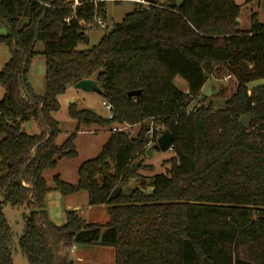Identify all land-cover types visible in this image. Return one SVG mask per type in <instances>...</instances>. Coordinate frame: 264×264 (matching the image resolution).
Wrapping results in <instances>:
<instances>
[{
  "label": "trees",
  "instance_id": "16d2710c",
  "mask_svg": "<svg viewBox=\"0 0 264 264\" xmlns=\"http://www.w3.org/2000/svg\"><path fill=\"white\" fill-rule=\"evenodd\" d=\"M41 1L51 7L0 0V43L10 52L0 71V264H14L6 204L27 210L18 246L29 264H75L68 251L81 245L113 248L114 264H264V83L253 85L264 80V22L252 13L241 31L235 0L170 6L151 0L79 50L95 13L104 18L107 0ZM35 55L44 59L43 95L26 78ZM226 73L235 86L211 95L225 96L224 107L215 109L211 99L186 113L193 99L208 97L202 90L208 75ZM176 77L187 93L174 85ZM81 79L96 81L112 117L69 103L77 125L57 145L59 97ZM244 115L251 117L248 129L239 122ZM150 119L163 127L152 149L168 132L173 155L164 160L166 173L145 179L135 160L146 153ZM29 121L38 133L22 130ZM113 122L141 127L134 137L111 132L100 153L78 167L76 184L52 179L61 195L84 191L88 205H104L107 222H87L70 209L55 224L45 207L51 188L43 171L77 156L81 124ZM131 179L139 185L126 193Z\"/></svg>",
  "mask_w": 264,
  "mask_h": 264
},
{
  "label": "rangeland",
  "instance_id": "374dc122",
  "mask_svg": "<svg viewBox=\"0 0 264 264\" xmlns=\"http://www.w3.org/2000/svg\"><path fill=\"white\" fill-rule=\"evenodd\" d=\"M151 0H145L146 3L143 5L147 6ZM160 3H164L166 0H158ZM239 5L240 12L237 18L239 29L241 31H246L250 27V16L252 13L257 14L258 20L264 22V0H235ZM176 5L181 3V0H174ZM138 6L129 0H107L105 2V16L104 23L105 28H99L93 26V23L87 27L86 36L88 38L87 43H81L77 46V49L83 50L88 49L93 45H96L99 39L105 32L111 30L115 23L121 22L123 18L130 12H132ZM5 29L0 25V34H4ZM42 44L37 42L35 49H41ZM10 56L9 48L4 43H0V71L3 68L5 62ZM216 79H209L207 81L205 89L210 87L212 89V94L215 95L219 90H224V95L229 93V89L233 88L235 85L232 81L223 82L219 80L222 75H214ZM27 82L34 89L36 94H44L45 91V81H44V59L41 55H35L31 58L29 63L28 72L26 75ZM264 83V80L257 81L253 85H258ZM174 85L180 90L184 91L187 87L186 82L180 78L176 77L174 79ZM204 89V93L205 90ZM72 93L71 98H66L68 94ZM4 94V88L0 84V98ZM66 95L59 98L60 109L54 113L55 119L58 121L59 134L55 140L57 145H61L67 136L72 133L76 128V121L69 117L67 106L69 103H75L78 109H89L97 113L103 118H107L109 110L102 104L104 101L101 95L94 92H84L80 89L74 90L73 86H70L67 90ZM208 95V97H203L202 94L192 100L190 107L199 106L200 104H207L211 99H213L214 108L224 107L225 96L214 97ZM211 96V97H210ZM71 102H68V101ZM145 125H150L148 122H144ZM250 123V126L251 127ZM155 125L159 126V130L155 133L159 135L163 131V127L158 123ZM22 130L26 133L36 134L39 132V128L36 122L29 121L21 125ZM116 127L117 131H123L127 133L128 136L134 137L139 131L141 125H128L119 124L113 122L111 125H100V124H81L79 130L77 131V136L74 140V148L77 152V156L74 158H61L58 160L55 168L46 169L43 171V178L46 184L50 188H54L53 177L58 175L61 180L69 184H76L78 180L77 169L85 161L95 158L101 151L103 145L106 143L109 135L113 132L112 128ZM149 137V136H148ZM152 141L149 138L147 144V149H152ZM173 153L171 151H160L157 149H152L151 157L145 155H140L135 161L140 163V169L137 170L141 176L149 178L153 174L166 173L169 165L164 163V160L171 158ZM138 166L136 165V169ZM147 182V180H146ZM139 183L135 179H131L129 184L124 187V192H129L131 189L136 188ZM149 190V189H147ZM85 195V193H81ZM46 205V204H45ZM105 207V206H104ZM47 208V207H46ZM3 213L6 216L8 223L11 228L12 237V259L14 264H29L26 258L22 255L19 246L18 238L23 230V213L27 212L24 207H13L6 204L3 208ZM48 213L52 218H57L56 209H47ZM87 222H97L104 223L108 220V214L103 208L94 207L88 214H84ZM63 220V219H62ZM73 251H68V257L74 259L76 256L80 258L76 261L78 264H114V250L107 246H88L81 245ZM87 252V253H85ZM85 253V254H84ZM74 261V260H73Z\"/></svg>",
  "mask_w": 264,
  "mask_h": 264
},
{
  "label": "crops",
  "instance_id": "0c3cea01",
  "mask_svg": "<svg viewBox=\"0 0 264 264\" xmlns=\"http://www.w3.org/2000/svg\"><path fill=\"white\" fill-rule=\"evenodd\" d=\"M74 90L76 91L75 88H74ZM39 95H41V94H39ZM63 95H66V94H63ZM63 95H61V96H63ZM66 96H67L66 98H71V101H72V99H73L72 93H70ZM71 101L69 100L68 102H71ZM81 193H85V195H82ZM87 200H88V197H87L86 192H84V191H80V192H77L75 194L68 195V196H63L60 194V192L51 188V190L47 193L46 198H45V204H46L45 207H47L46 211H47V209H51V208L56 209L58 219L52 218V216L48 213V211H47V214H48L49 219L57 225L64 223L66 210H70V209L76 210L78 212V214L85 220H87V219L84 217V214L85 213L88 214V212H90L94 207L103 208L105 210L104 205H92V206H90L87 204ZM76 249H77V247L75 246L73 252ZM85 253H87V252H85ZM72 260H74L75 264H78L76 261H79L80 258L76 256Z\"/></svg>",
  "mask_w": 264,
  "mask_h": 264
},
{
  "label": "water",
  "instance_id": "95a60500",
  "mask_svg": "<svg viewBox=\"0 0 264 264\" xmlns=\"http://www.w3.org/2000/svg\"><path fill=\"white\" fill-rule=\"evenodd\" d=\"M164 6H170L173 4L172 0H167L164 3ZM73 87L75 89H80L84 92H94L97 93L99 95H101L102 91L99 88V86L97 85L96 81L93 79H81L78 82H76ZM139 93V91H129L127 94L129 97L135 96ZM205 94L207 95H211L212 94V89L209 87L206 89ZM239 122L241 124V126L244 129H248L251 123V117L249 115H244L241 116L239 119ZM172 142V137L168 132H164L162 135H160L157 140V147L160 151L164 152L166 150H168V147L171 145ZM146 155L147 157H151L152 155V149L148 148L146 149ZM134 169H136V165H133ZM120 192V187H117L115 189L112 190V192L110 193L108 200H112L114 198H116L118 196Z\"/></svg>",
  "mask_w": 264,
  "mask_h": 264
},
{
  "label": "built area",
  "instance_id": "2783aa9c",
  "mask_svg": "<svg viewBox=\"0 0 264 264\" xmlns=\"http://www.w3.org/2000/svg\"><path fill=\"white\" fill-rule=\"evenodd\" d=\"M35 1H37L38 3H41L43 5H45L46 7H51V5L49 3H47V2H44V1H41V0H35ZM129 1H132V2L137 3V4L146 3L145 0H129ZM65 20L66 21H69L70 20V17H66ZM92 23H93V26H96V27H99V28H105V23H104L103 17L101 15H97L96 13H95V15L93 17V20H92V22L90 24H92ZM232 77H233V74L232 73H226V74L222 75V77L219 78V80H221L223 82H227ZM209 79H216V80H218V78H216L213 74H209L208 77H207L206 82L204 83V85L202 87V90L205 89L206 84H207V81ZM184 92L187 93L188 92L187 89L184 90ZM248 93L250 94V90L248 91ZM102 104L109 110V114H108V117L107 118L112 117V114H111V111H110L111 110V105L109 103L105 102V101H103ZM190 109H191V107H190V104H189V106H188V108L186 110V113H188V111ZM149 124L150 125L148 127L147 132H146V135L149 136L148 138H150V140L152 141L153 134L156 131L159 130V126L158 125H155V123L153 122V119H150ZM112 130H113V132L117 131L116 127H113ZM168 151H171L172 152V146L171 145L168 147ZM74 248H75V246H73L71 248V251H73Z\"/></svg>",
  "mask_w": 264,
  "mask_h": 264
}]
</instances>
